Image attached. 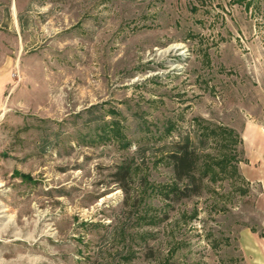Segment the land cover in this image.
I'll use <instances>...</instances> for the list:
<instances>
[{
  "label": "rangeland",
  "instance_id": "374dc122",
  "mask_svg": "<svg viewBox=\"0 0 264 264\" xmlns=\"http://www.w3.org/2000/svg\"><path fill=\"white\" fill-rule=\"evenodd\" d=\"M218 128L215 178L167 199L156 138ZM252 139L264 0H0V264H264Z\"/></svg>",
  "mask_w": 264,
  "mask_h": 264
},
{
  "label": "trees",
  "instance_id": "16d2710c",
  "mask_svg": "<svg viewBox=\"0 0 264 264\" xmlns=\"http://www.w3.org/2000/svg\"><path fill=\"white\" fill-rule=\"evenodd\" d=\"M172 126L168 127L166 133H171ZM236 135L233 130L218 128L217 130L205 129L190 134H184L177 141L164 143L165 136L156 138L157 142H162L157 147H153L155 153L163 155L170 163L172 170V186L165 195L167 199L180 201L191 197L199 196L204 187V180L212 174L213 178L217 175L209 161H204L203 152L208 149L211 142L215 139H221V144L225 147L232 146L236 143ZM152 149V148H150ZM141 147L137 151H141ZM229 165L231 174L237 175L235 157L225 155L215 165ZM115 177L121 182H127L131 177L133 164L126 161L119 165ZM223 167L220 172H224Z\"/></svg>",
  "mask_w": 264,
  "mask_h": 264
},
{
  "label": "crops",
  "instance_id": "0c3cea01",
  "mask_svg": "<svg viewBox=\"0 0 264 264\" xmlns=\"http://www.w3.org/2000/svg\"><path fill=\"white\" fill-rule=\"evenodd\" d=\"M248 144H251V147L255 148L259 153H264V146H262L261 144L259 145V141L257 139L249 140Z\"/></svg>",
  "mask_w": 264,
  "mask_h": 264
}]
</instances>
